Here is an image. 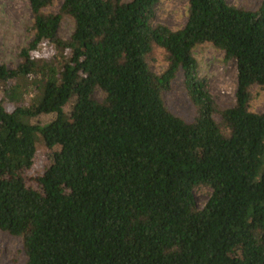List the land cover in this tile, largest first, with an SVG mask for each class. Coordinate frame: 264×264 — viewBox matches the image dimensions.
Segmentation results:
<instances>
[{
	"label": "trees",
	"instance_id": "trees-1",
	"mask_svg": "<svg viewBox=\"0 0 264 264\" xmlns=\"http://www.w3.org/2000/svg\"><path fill=\"white\" fill-rule=\"evenodd\" d=\"M27 1L31 40L15 69L0 65V232L22 240L24 264H264V113L251 110L264 0H187L178 30L154 24L161 0ZM205 44L236 64L230 107L200 76ZM179 77L189 120L164 99ZM39 145L50 162L33 188Z\"/></svg>",
	"mask_w": 264,
	"mask_h": 264
},
{
	"label": "rangeland",
	"instance_id": "rangeland-1",
	"mask_svg": "<svg viewBox=\"0 0 264 264\" xmlns=\"http://www.w3.org/2000/svg\"><path fill=\"white\" fill-rule=\"evenodd\" d=\"M64 0H54L49 9L57 13ZM237 7L249 9L256 8L260 0H227ZM187 0H161L155 8L154 24H161L172 30H178L185 26L187 21ZM31 22V14L27 0H0V65L8 69H15L19 63L18 53L25 47L31 37L28 26ZM73 25L69 19L63 20L59 35L68 39ZM37 56L48 55L44 48ZM53 51L50 52L52 54ZM195 57L199 62L200 76L207 82V88L221 107H230L235 102L237 89V70L234 62L223 61V53L211 45H203L196 48ZM154 72L160 73L165 68V62L160 51H156L154 61L150 62ZM253 101L251 110L255 113H264V90L253 88ZM2 92L0 90V99ZM96 98L100 99L99 93ZM168 108L175 114L189 120L193 115V108L185 93L182 79L179 77L173 84L170 92L164 96ZM4 106L11 110V106L3 102ZM69 110V109H68ZM52 120V116H42L31 120L33 125H45ZM50 159L47 151L41 145L38 147L33 167L25 174L27 185L36 188L33 179L42 174ZM211 190L200 188L195 191V198L200 209L208 202ZM22 240L0 232V264H24L25 257L21 252Z\"/></svg>",
	"mask_w": 264,
	"mask_h": 264
}]
</instances>
